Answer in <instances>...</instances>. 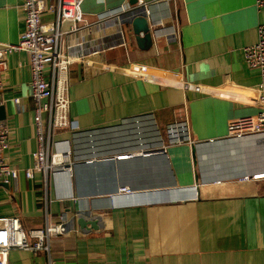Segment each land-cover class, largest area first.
Listing matches in <instances>:
<instances>
[{
  "label": "crops",
  "instance_id": "obj_1",
  "mask_svg": "<svg viewBox=\"0 0 264 264\" xmlns=\"http://www.w3.org/2000/svg\"><path fill=\"white\" fill-rule=\"evenodd\" d=\"M21 3L0 0V42L19 41ZM138 8V0H82L85 21L73 30L71 22L63 24L62 49L85 60L66 74L73 128L53 130L50 142L53 150L70 152L68 170L25 177L36 148L28 55L5 57L0 122L10 131L4 158L19 173L9 183L0 179V217H16L30 230L62 216L68 227L50 238L48 253L13 249L7 264H264V181L235 182L244 174L238 161L220 170L201 166L205 152L194 149L228 137L231 119L258 112L252 99L260 72L247 65L244 48L257 42L264 8L256 0L152 2L151 41L123 22ZM52 18L42 15L44 22ZM177 50L180 60L173 58ZM132 62L182 70L189 82L208 88L197 92L113 70ZM186 136L191 140L180 139ZM242 144L251 156L264 149L261 135ZM231 149L218 152L224 158L216 162L234 159L239 151ZM250 168L262 170L264 163ZM170 182L197 186V197L122 205L109 194ZM80 216L93 225H79Z\"/></svg>",
  "mask_w": 264,
  "mask_h": 264
},
{
  "label": "built area",
  "instance_id": "obj_2",
  "mask_svg": "<svg viewBox=\"0 0 264 264\" xmlns=\"http://www.w3.org/2000/svg\"><path fill=\"white\" fill-rule=\"evenodd\" d=\"M156 1L174 0H138V7L144 8ZM82 0H57L55 4H45L43 0H22L20 9L24 29L17 43L0 42V74L7 69L5 57L11 52L23 51L28 55L27 66L30 72L31 98L36 104L34 131L36 148L32 152L33 164L24 170V175L30 178L33 172L45 175L56 170H68L72 164L70 152H59L51 148L53 130L73 128L68 115V79L67 71L71 64L82 63L85 60L72 56L62 49V40L68 32L63 29L65 22H71L69 30L82 24L84 14L81 9ZM257 7L264 8V0H256ZM123 8H120L122 11ZM44 12L52 15V20L44 22ZM258 40L246 46L244 54L250 68L260 72V83L257 95L252 103L258 107L253 115L231 119L228 124V137L243 138L249 135L264 134V23L258 26ZM173 58L180 60L181 52L173 53ZM85 63V62H84ZM130 77L156 82L159 84H178L185 89L206 92L207 86L189 82L181 70L165 69L143 62H132L126 68H113ZM47 72V76H46ZM49 73V75H48ZM49 76V80L48 77ZM0 79V89H1ZM18 99L15 98L14 102ZM42 114L47 115L44 123ZM10 129L0 122V179L9 183L18 177L19 170L10 167L4 158L8 147ZM123 155L122 157H126ZM235 182L264 181V170L242 175ZM121 193H131L128 187L119 189ZM68 231L66 221L61 216L58 222H46L40 228L25 230L16 217H0V264H7L10 250L22 249L33 253L49 252L51 237L65 234Z\"/></svg>",
  "mask_w": 264,
  "mask_h": 264
},
{
  "label": "water",
  "instance_id": "obj_3",
  "mask_svg": "<svg viewBox=\"0 0 264 264\" xmlns=\"http://www.w3.org/2000/svg\"><path fill=\"white\" fill-rule=\"evenodd\" d=\"M123 22H130L133 26V30L134 33L136 35H139L140 33H142L143 38L145 40H149L151 41V32L152 30L150 29V24L153 23H149V17L148 15L145 13V9L144 8H138V9H134L130 12V14H128V17H126V19ZM252 136L255 135H249V136H245L243 138H230V137H225V138H219V139H212V140H208V141H203V142H197L194 145V149L195 152L200 155V150H204L205 152V156L204 159L202 161L201 166L208 164L211 165L213 168L220 170L221 167H230L231 166V162L234 161H238L237 164H239V166L241 167V171H244L243 175L245 174H251V173H255V170H251L252 168H250L251 166H253V163L257 164L260 162L264 163V149L260 152V151H253L252 156L248 155V150L246 148L245 145H243V141H246L247 139L251 138ZM257 136V135H256ZM262 136V140L264 141V134H261ZM185 138L191 140L190 136H186V137H181L180 139L183 141ZM172 140H176L173 139ZM163 142V141H162ZM233 149H238L239 153L236 154L234 157L231 156L230 162H225L223 161V163L216 162L217 160V156H221L224 158V156H222L223 154H226L229 150ZM157 150L154 151H149L148 154H154L156 153ZM163 151V150H162ZM222 151L221 155L217 154L218 152ZM217 154V155H216ZM148 156H144V157H149ZM128 157V156H126ZM139 159H142V157H140ZM125 159H122L118 162H124ZM107 163L112 164L113 160H110L109 158H107V160L105 161ZM248 167V168H247ZM250 169V170H249ZM262 170H258L256 172L259 171H263ZM234 177V176H233ZM215 180H220V177H217ZM131 193H127V194H118L116 193V190H112L109 194L111 195L112 199L118 203H121L122 205H136V204H148V203H157V202H169V201H175V200H182V199H189L192 197H197L198 195V187L197 186H189V187H178L176 186V182H170L167 184H163L161 186H152V187H148V188H140V189H130ZM79 225H93L94 222H87L84 220L83 216H80L77 220Z\"/></svg>",
  "mask_w": 264,
  "mask_h": 264
},
{
  "label": "rangeland",
  "instance_id": "obj_4",
  "mask_svg": "<svg viewBox=\"0 0 264 264\" xmlns=\"http://www.w3.org/2000/svg\"><path fill=\"white\" fill-rule=\"evenodd\" d=\"M38 252H44V251L41 250V251H38Z\"/></svg>",
  "mask_w": 264,
  "mask_h": 264
}]
</instances>
